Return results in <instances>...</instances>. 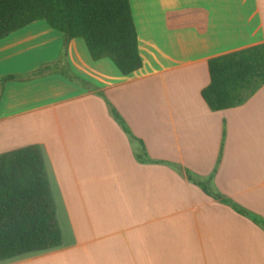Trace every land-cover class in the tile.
<instances>
[{"label":"crops","instance_id":"crops-1","mask_svg":"<svg viewBox=\"0 0 264 264\" xmlns=\"http://www.w3.org/2000/svg\"><path fill=\"white\" fill-rule=\"evenodd\" d=\"M143 67L124 75L94 60L83 38L70 69L118 109L153 160L181 164L264 217V85L212 111L209 60L264 44V0H130ZM208 11V28H171L169 12ZM64 36L44 20L0 39V78L60 57ZM225 128V138L223 134ZM41 146L60 247L0 264H264V230L166 164L140 162L106 100L59 72L0 83V153Z\"/></svg>","mask_w":264,"mask_h":264},{"label":"trees","instance_id":"trees-1","mask_svg":"<svg viewBox=\"0 0 264 264\" xmlns=\"http://www.w3.org/2000/svg\"><path fill=\"white\" fill-rule=\"evenodd\" d=\"M208 17L207 10L192 8L169 12L167 20L171 28L196 27L205 33ZM40 20L64 36L60 57L29 74L5 75L0 78L2 85L12 80L59 72L71 82L94 91L106 100L110 114L129 137L138 161L170 166L208 195L231 206L264 230V217L228 198L214 184L222 149L216 167L208 177L198 176L175 162L151 159L144 142L133 133L105 94L70 69L67 48L75 38L85 40L94 60L110 58L124 75L143 67L130 0H0V39ZM208 64L210 83L201 94L212 111L239 106L264 85V44L213 57ZM224 138L225 128L222 148ZM62 242L41 146L32 144L0 153V261L54 249Z\"/></svg>","mask_w":264,"mask_h":264}]
</instances>
